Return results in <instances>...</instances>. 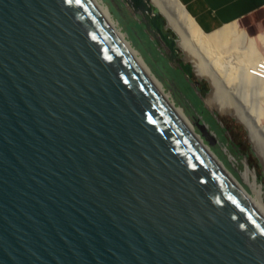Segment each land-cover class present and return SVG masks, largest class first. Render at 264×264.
<instances>
[{
	"label": "water",
	"instance_id": "water-1",
	"mask_svg": "<svg viewBox=\"0 0 264 264\" xmlns=\"http://www.w3.org/2000/svg\"><path fill=\"white\" fill-rule=\"evenodd\" d=\"M125 6L180 52L152 0ZM204 147L97 0H0V264H264Z\"/></svg>",
	"mask_w": 264,
	"mask_h": 264
},
{
	"label": "rangeland",
	"instance_id": "rangeland-1",
	"mask_svg": "<svg viewBox=\"0 0 264 264\" xmlns=\"http://www.w3.org/2000/svg\"><path fill=\"white\" fill-rule=\"evenodd\" d=\"M103 2L108 6L121 31L126 34V39L139 52L151 72L162 84L170 100L183 111L194 126L195 132L215 156L251 193L249 185L242 176L247 163L252 170L256 171L257 180L263 184L264 189V167L254 150L249 132L235 116L223 112L228 105L243 108L247 115L250 114L259 118L261 124H264V108L262 109L264 107V93L259 94L253 90L244 89L241 87L239 77L231 83L227 82L226 79L221 80L219 78L222 86L218 93L213 95V87L208 79L200 78L194 72L193 78L189 80L182 70L178 69L173 62H169L165 57L170 54L168 48L163 44L158 45L146 34L144 26L139 21L140 17L135 16L125 6V0H103ZM235 26L248 36L253 37L257 47L260 51L262 50L261 52H264V10L235 23ZM236 50L238 52L239 49ZM227 52L229 53L221 62V68L226 72L238 66L236 51L232 49L227 50ZM183 60H186L185 53L181 49L176 61L181 63ZM186 63L191 64L194 69L192 62L186 61ZM207 66L215 77H224L215 71L216 68L211 62L207 61ZM197 82L203 85L197 86ZM189 86L196 92L195 95ZM198 97L200 100L197 99ZM208 113L215 119L214 123L208 120Z\"/></svg>",
	"mask_w": 264,
	"mask_h": 264
},
{
	"label": "bare ground",
	"instance_id": "bare-ground-1",
	"mask_svg": "<svg viewBox=\"0 0 264 264\" xmlns=\"http://www.w3.org/2000/svg\"><path fill=\"white\" fill-rule=\"evenodd\" d=\"M97 1L126 39V34L119 28V25L113 18L108 6L103 2V0ZM152 1L159 6L163 13L167 15L170 26L180 35L181 38L179 46L185 53V59L192 62L195 72L200 78H206L211 82L213 95H216L218 90L221 88L222 79H226L227 82L231 83L239 77L241 79V87L244 89L249 91L253 90L259 94L264 93V52H261L262 50L260 51L257 47V43L253 37H250L245 32L240 31L237 26H235V23L227 25L210 34L204 33L191 18L179 0ZM126 41L170 100L169 95L164 91L162 84L151 72L143 58L139 55V52L132 47L131 43L127 39ZM232 49L233 51H236V54L238 55V66L237 68L230 69L226 72L223 68H221V62L223 61L225 55L229 53L227 50ZM236 49L241 50H238L237 52ZM207 61L211 62L216 68L215 71H218L219 74L224 77H215L209 71ZM259 66L262 67L259 68ZM170 102L181 115L196 140L205 146L204 148L209 152L217 164L228 174L251 206L264 218V189L263 184L259 183L257 180L256 171L252 170L246 163V168L242 176L251 189V193H249L215 156L210 148L204 143L202 138L195 132L194 126L185 116L183 111L176 107L171 100ZM263 108L264 107H262V109ZM223 112L232 114L246 127L249 132L251 143L254 146V150L259 156L264 167V124H261L262 122H260L259 118L250 114L247 115L243 108L228 105Z\"/></svg>",
	"mask_w": 264,
	"mask_h": 264
},
{
	"label": "crops",
	"instance_id": "crops-1",
	"mask_svg": "<svg viewBox=\"0 0 264 264\" xmlns=\"http://www.w3.org/2000/svg\"><path fill=\"white\" fill-rule=\"evenodd\" d=\"M199 28L207 34L239 23L264 10V0H179Z\"/></svg>",
	"mask_w": 264,
	"mask_h": 264
},
{
	"label": "flooded vegetation",
	"instance_id": "flooded-vegetation-1",
	"mask_svg": "<svg viewBox=\"0 0 264 264\" xmlns=\"http://www.w3.org/2000/svg\"><path fill=\"white\" fill-rule=\"evenodd\" d=\"M138 16H139V15H138ZM139 17H140V20H139V21H141V18L144 19V20H146L145 18H143V17H141V16H139ZM166 32H168V33L170 34L171 37L174 36L173 33H172L170 30H166ZM154 39H158V40L160 41V44H163L166 48H168V50H169V52H170V54H169V57H170V58H172L174 55H176V58H177L178 53H177V52H175V53L171 52V51H170V48L167 46V44H166L165 41L160 37L159 34H157V35H156V38H154ZM154 39H153V40H154ZM155 41H156V40H155Z\"/></svg>",
	"mask_w": 264,
	"mask_h": 264
},
{
	"label": "trees",
	"instance_id": "trees-1",
	"mask_svg": "<svg viewBox=\"0 0 264 264\" xmlns=\"http://www.w3.org/2000/svg\"><path fill=\"white\" fill-rule=\"evenodd\" d=\"M186 84H188L187 82H185ZM199 85H203L202 83H199ZM189 89L192 91V93L195 95L196 94V92L193 90V88L192 87H190L189 86ZM196 90H198V88H196ZM197 96V95H196ZM197 99H199L200 100V98L198 97ZM208 120H210L211 122H215V119L212 117V115L210 114V113H208ZM212 123V124H213Z\"/></svg>",
	"mask_w": 264,
	"mask_h": 264
},
{
	"label": "built area",
	"instance_id": "built-area-1",
	"mask_svg": "<svg viewBox=\"0 0 264 264\" xmlns=\"http://www.w3.org/2000/svg\"><path fill=\"white\" fill-rule=\"evenodd\" d=\"M262 66H259V68H261Z\"/></svg>",
	"mask_w": 264,
	"mask_h": 264
}]
</instances>
